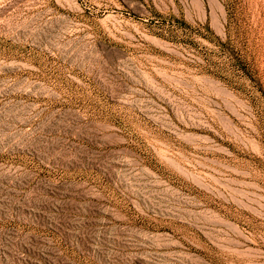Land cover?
<instances>
[{
    "label": "rangeland",
    "instance_id": "374dc122",
    "mask_svg": "<svg viewBox=\"0 0 264 264\" xmlns=\"http://www.w3.org/2000/svg\"><path fill=\"white\" fill-rule=\"evenodd\" d=\"M0 264H264V0H0Z\"/></svg>",
    "mask_w": 264,
    "mask_h": 264
}]
</instances>
